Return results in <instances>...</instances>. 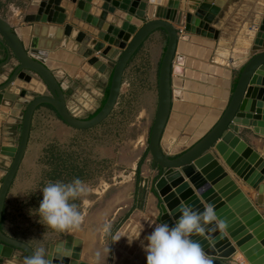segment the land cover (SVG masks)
Wrapping results in <instances>:
<instances>
[{
    "label": "water",
    "instance_id": "95a60500",
    "mask_svg": "<svg viewBox=\"0 0 264 264\" xmlns=\"http://www.w3.org/2000/svg\"><path fill=\"white\" fill-rule=\"evenodd\" d=\"M60 1L31 2L24 16L30 28L22 29V37L0 14V44L5 51L0 67L9 69L0 81V104L12 106L27 91L33 93L23 109L18 144L0 184V259L24 258L34 251L27 241L6 233L1 221L7 193L27 148L35 109L50 104L65 123L77 129L98 125L117 103L128 62L144 40L162 28L167 43L148 137L152 168L158 171L154 189L160 197V219L175 223L183 203L197 210L211 205L224 227L213 222L211 232L191 238L200 242L212 264H264V216L258 209L264 204V155L238 135L239 124L252 125L264 134V48L249 53L235 46L229 60L234 66L217 65L211 62L215 40L192 34L187 27L182 31L171 20L155 16V7L163 0H120L123 28L130 24L131 30L119 32L114 39L121 51L112 61L105 101L91 116L79 117L69 110L66 86L55 71L62 69L73 76L84 59L106 47V41L70 22L38 21L37 14L52 8L65 11ZM73 1L74 16L87 20L92 0ZM248 53L246 61L236 67V60ZM13 84L20 85L19 93L12 90ZM217 151L256 190L255 201L225 169ZM238 252L242 259L232 260ZM52 264L88 263L65 255L55 256Z\"/></svg>",
    "mask_w": 264,
    "mask_h": 264
},
{
    "label": "crops",
    "instance_id": "0c3cea01",
    "mask_svg": "<svg viewBox=\"0 0 264 264\" xmlns=\"http://www.w3.org/2000/svg\"><path fill=\"white\" fill-rule=\"evenodd\" d=\"M119 1L120 0H92L87 20H82L74 16L73 12L76 3L73 0L60 1V5L65 11H58L52 8L48 13L36 15L38 21L48 24L70 22L96 38L106 41V47L96 52L93 57L84 59L73 76L67 75L62 69L55 71L62 83L66 86L67 105L71 112L73 111L70 107L69 96H73L76 90L92 93H98L97 90H101L102 94L99 104H97L94 111L87 114L86 117L94 114L105 101L112 73V61L118 57L121 51L120 46L114 44V39L117 38L119 32H128L131 30L130 24L123 28L124 12L118 8L117 3ZM31 2H38V0H22L21 3L11 2L7 5L8 10L6 12H0V14L18 31L21 37L23 36L22 29L24 27L30 28V23L24 22V16L26 12L30 10ZM137 12L144 11L140 10ZM155 16L165 17L171 20L175 26L182 31H185L187 27L189 28L188 31L192 34L215 40L216 46L211 62L217 65L234 66V63H229V60L235 53L233 50L235 46L245 47L249 49V53L264 48V28L261 29V35L258 34L260 27L264 25V0H163L161 5H156L155 7ZM248 33H251L250 36ZM166 43L167 34L165 30L162 28L154 30L144 40L128 62L123 73L122 86L125 83L126 75L129 73L128 70L131 62L136 56L145 54L156 72V97L158 100V72ZM249 53L238 58L235 62V66L240 67L246 61ZM4 59L5 51L0 44V62ZM5 68L6 65L0 67V81L7 76L9 69ZM20 88V85L17 84H13L12 86V90L17 93H19ZM32 94V92L27 91L23 100L16 101L12 106L0 104V184L6 172V168L12 160L14 149L18 144L22 112L27 100ZM57 115V112L47 104L39 105L33 113L27 148L5 200L2 229L6 233H8V231L4 226L5 219L9 215V207L16 202L17 191H19L18 188L17 191L13 190V187L16 185V179L20 170H22V165L28 157L34 130L41 124V121L43 122L45 120L46 116H50L52 119L68 126L67 123H62ZM69 127L72 126L69 125ZM79 130L82 131L87 129ZM238 135L255 150L264 155V134L256 131L254 126L239 124ZM217 154L219 155V160L229 174L238 182L244 192L255 201L256 190L236 174L218 151ZM150 161L151 170L149 171L153 172L152 156ZM152 178L155 179L157 176L154 175ZM81 180H83V178H81ZM150 182L152 183L148 184ZM146 183L148 184L147 187L145 185ZM146 183L141 190V194L137 196V207L134 209L129 207L127 212L122 209V211L125 212L120 213V215L124 213L123 217L120 216L122 217V223L114 230V235L120 234L124 236H121L118 241L112 242V246L110 243L106 244L102 237L98 235L97 230L96 235L94 234L93 239L90 240L88 236H90L91 231L88 228L87 236H85V232H81L77 229L71 232L66 231L64 236L60 239L50 241L46 244L41 243L38 246L32 245V243L30 244L34 248V251L43 248L46 256L52 260V263L55 256L60 258L58 247L62 243L65 248L70 250V254L67 256L75 257L79 261L88 264H96L95 253L97 251L100 252L99 264H146L145 251L141 247V242H146L144 240L146 235L151 232L153 227L162 223L160 219V197L154 189L153 180L151 181L149 177H146ZM17 186L19 185L17 184ZM10 198L11 204L9 206ZM82 203L83 200L81 199L80 204L82 205ZM121 205L122 207L125 206V204L120 203L119 206ZM130 205H132V203H130ZM258 209L264 216V204L258 205ZM120 210L121 208L114 211V213H117V211L119 213ZM81 215H83V212H81ZM84 229H86L85 226L82 231H84ZM8 234L22 239L20 236ZM137 236L139 237L134 239L131 244L127 243V237L133 239ZM106 245L109 248V255L104 251V249L107 248ZM16 253L20 254L21 251L16 250ZM106 256L107 258L105 259ZM18 263L23 264V258L0 259V264Z\"/></svg>",
    "mask_w": 264,
    "mask_h": 264
},
{
    "label": "rangeland",
    "instance_id": "374dc122",
    "mask_svg": "<svg viewBox=\"0 0 264 264\" xmlns=\"http://www.w3.org/2000/svg\"><path fill=\"white\" fill-rule=\"evenodd\" d=\"M11 2L21 3L22 0H0V12H6ZM128 71L114 109L100 124L81 131L46 116L34 130L28 157L13 187L15 191L19 189L16 202L10 206L11 198L9 200V215L4 223L8 233L23 237L36 246L63 237L65 232H56L38 221L39 189L50 181L67 180L72 175L68 172L74 168L88 189L74 201L80 213L83 212L78 230L87 236L89 229L90 240L98 231L106 244L112 246L111 235L122 223L123 214L129 207H137V196L141 194L146 177L154 183L156 178L152 177L158 174L156 168L149 171L151 154L148 149L149 132L157 108L156 72L145 54L136 56ZM97 92L76 90L69 96L72 113L79 117L92 113L102 94L101 90ZM144 153L140 179L137 180L136 164ZM120 203L125 206H119ZM119 208V213H114ZM121 212L124 213L120 215ZM105 222L111 225L110 234L103 231ZM84 226L86 229L82 231ZM237 259H242L239 252L232 257V260Z\"/></svg>",
    "mask_w": 264,
    "mask_h": 264
},
{
    "label": "clouds",
    "instance_id": "9594fccd",
    "mask_svg": "<svg viewBox=\"0 0 264 264\" xmlns=\"http://www.w3.org/2000/svg\"><path fill=\"white\" fill-rule=\"evenodd\" d=\"M39 190L41 199L37 207L38 221L56 232L77 230L82 222V215L74 201L88 191L84 181L79 177H74L68 182L50 181ZM178 213L175 223L157 224L144 238L146 242H141L146 264H212L200 242L191 237L194 234L211 232L209 225L213 222L222 229L223 222L218 221L211 205L197 210L192 205L183 203ZM103 231L105 234L111 233L110 223L103 224ZM121 236L124 235H111L110 242L118 241ZM138 237H127V243L131 244ZM104 251L109 255L108 246ZM58 254L60 257L69 255L70 250L61 243ZM95 258L96 264H99V251L95 253ZM23 264H52V260L46 256L43 248H39L25 256Z\"/></svg>",
    "mask_w": 264,
    "mask_h": 264
},
{
    "label": "trees",
    "instance_id": "16d2710c",
    "mask_svg": "<svg viewBox=\"0 0 264 264\" xmlns=\"http://www.w3.org/2000/svg\"><path fill=\"white\" fill-rule=\"evenodd\" d=\"M107 92H108V90H107ZM106 96H107V93H106ZM47 105H49V106H51L50 104H47ZM52 107V106H51ZM53 108V107H52ZM54 109V108H53ZM59 116V115H58ZM144 156H145V153L143 154V156L141 157V159L139 160V162H138V165H137V168H136V177H137V180L138 179H140V165H141V161H142V159L144 158ZM74 170L75 171V169L74 168H71V170ZM74 171H71V172H68V173H70V174H72L71 175V177H69L67 180H64V181H66V182H68V181H70L72 178H74V177H79L80 179L82 178V176L80 175V174H78V171L77 172H74ZM59 176V175H58ZM2 222H3V219H2V221H1V225H2ZM2 228H3V226H2ZM22 239H23V237H22ZM26 241V240H25ZM28 242V241H27ZM29 243V242H28Z\"/></svg>",
    "mask_w": 264,
    "mask_h": 264
}]
</instances>
